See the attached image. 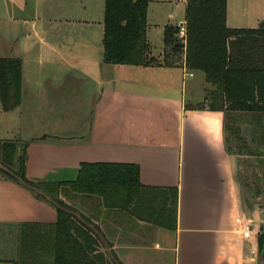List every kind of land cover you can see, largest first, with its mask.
<instances>
[{"label": "crops", "instance_id": "obj_1", "mask_svg": "<svg viewBox=\"0 0 264 264\" xmlns=\"http://www.w3.org/2000/svg\"><path fill=\"white\" fill-rule=\"evenodd\" d=\"M2 1L0 58L22 62L19 119L35 111L24 123L33 130L19 140L28 144V180L73 182L83 164L137 165L142 186L177 191L176 228L108 211L96 197L70 195L67 204L76 217L94 223L89 226L107 254L121 264H264L259 249L264 220L256 213L250 218L242 196L240 169L248 156L232 153L228 136L230 122L242 116L244 142L255 138L262 144L264 108L226 112L211 95L216 87L205 74L185 64H105V0ZM168 1L150 0L147 19L151 3ZM227 26H264V0H228ZM151 48L162 60L164 52L154 55ZM250 58L264 57L254 52ZM66 93L76 98L64 110L55 96ZM14 110L3 111L7 124ZM15 125L4 138L14 131L20 137L23 125ZM237 218L254 224L249 238L237 230ZM57 222L50 202L0 177V251L9 253L0 261L18 259L20 243L9 244V235L18 233L21 240L26 227Z\"/></svg>", "mask_w": 264, "mask_h": 264}, {"label": "trees", "instance_id": "obj_2", "mask_svg": "<svg viewBox=\"0 0 264 264\" xmlns=\"http://www.w3.org/2000/svg\"><path fill=\"white\" fill-rule=\"evenodd\" d=\"M150 0H105L103 62L110 65L166 66L185 64L201 71L216 90L212 96L225 111L261 113L264 108V26L256 30L227 26L228 0H186V36L179 26L164 29L163 59L152 56L148 41ZM22 102V62L0 58V104L4 112ZM264 113V111H263ZM22 145V146H21ZM27 143L0 142V177L14 181L50 202L58 212L55 225L28 226L22 231L19 256L0 264H121L104 251L100 237L79 219L66 199L70 195L100 199L108 211L127 212L170 230L176 228L177 191L146 188L137 165L83 164L73 182L33 183L27 178ZM21 149V152H20ZM264 257V235H259Z\"/></svg>", "mask_w": 264, "mask_h": 264}, {"label": "rangeland", "instance_id": "obj_3", "mask_svg": "<svg viewBox=\"0 0 264 264\" xmlns=\"http://www.w3.org/2000/svg\"><path fill=\"white\" fill-rule=\"evenodd\" d=\"M249 0H243V3H247ZM186 0H170L167 3L163 4V6H157L159 5L157 2L151 3L150 11H149V18H148V30H147V36L148 40L153 46V54L159 55L161 52H165V46H164V28L168 25H174L178 26L181 23H185V10H186ZM0 4L4 5L3 1L0 0ZM173 14L174 17L172 19L168 18L169 14ZM5 27V22L2 20L0 21V29H3ZM67 92V91H66ZM80 97V95H79ZM74 98L70 95L62 94L60 96H55V99L58 100L61 104H64L62 108H66L64 110H67L68 106L67 104H70L71 102L74 103ZM76 101V100H75ZM68 102V103H67ZM81 103V102H79ZM15 112H12L11 117L9 116L7 119L10 120L11 124H7L5 122V118L3 115V111L0 106V136L3 137L6 131L9 130L10 127L13 129L16 128V125H19L20 127L23 125L21 135L17 136L16 134L13 135V133L10 134V137H3L2 141L0 142H14L19 140H24L23 138L27 136L28 130H33V128L27 129L24 127V123L27 120V118L31 119V117L35 116V111L32 109H29L27 112L24 113V117L22 120H20V114L18 115L17 111L18 109L14 110ZM23 124H22V123ZM19 123V124H18ZM245 124V117H239L235 121V124L233 121L230 122V131L228 133L229 136V142H230V149L232 153L238 154V155H245L248 156L247 159H244L242 164V169H240V178L242 182V196L244 200V205L246 208V211L249 213V216L251 218V215L256 213L258 215L257 220L261 216V218L264 220V133H262L263 137V143L262 144H255L254 141L255 138H252L251 142L252 144H248L247 140L244 142V135L248 134L243 131V125ZM19 128V127H18ZM50 129V128H49ZM70 130V129H68ZM81 130H84L83 128ZM19 131V129H18ZM16 136V137H14ZM1 167V165H0ZM260 233H263L264 235V224L263 228L260 231ZM9 241L10 242H16L17 245L20 243V235L17 234H11L9 235ZM7 251H0V260L1 259H8L9 253H6ZM262 255V254H261Z\"/></svg>", "mask_w": 264, "mask_h": 264}, {"label": "built area", "instance_id": "obj_4", "mask_svg": "<svg viewBox=\"0 0 264 264\" xmlns=\"http://www.w3.org/2000/svg\"><path fill=\"white\" fill-rule=\"evenodd\" d=\"M179 29H180V32H179L180 37H182V38L185 37L186 36L185 24L181 23L179 25ZM236 224H237V230L241 233V235L244 238H249L253 234L254 224L250 220L237 218Z\"/></svg>", "mask_w": 264, "mask_h": 264}, {"label": "water", "instance_id": "obj_5", "mask_svg": "<svg viewBox=\"0 0 264 264\" xmlns=\"http://www.w3.org/2000/svg\"><path fill=\"white\" fill-rule=\"evenodd\" d=\"M22 146V145H21ZM20 152H21V149H20Z\"/></svg>", "mask_w": 264, "mask_h": 264}]
</instances>
